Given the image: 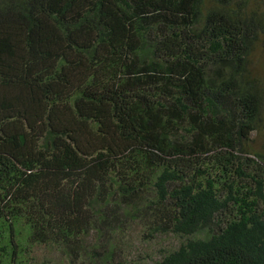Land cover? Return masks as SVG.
Returning a JSON list of instances; mask_svg holds the SVG:
<instances>
[{
  "label": "trees",
  "instance_id": "obj_1",
  "mask_svg": "<svg viewBox=\"0 0 264 264\" xmlns=\"http://www.w3.org/2000/svg\"><path fill=\"white\" fill-rule=\"evenodd\" d=\"M131 231L264 264V0H0V264H148Z\"/></svg>",
  "mask_w": 264,
  "mask_h": 264
},
{
  "label": "rangeland",
  "instance_id": "obj_2",
  "mask_svg": "<svg viewBox=\"0 0 264 264\" xmlns=\"http://www.w3.org/2000/svg\"><path fill=\"white\" fill-rule=\"evenodd\" d=\"M135 231H131L129 235L126 236V240L129 237H132V239H134V241L132 240V242H129L128 245L125 248L126 252H130L131 255L135 258L138 257V254L141 255V259L139 261H143V262H147L148 264H152L151 260H147L145 259V257L142 254V249L145 248V245H140L139 244V240L135 239ZM165 240V239H164ZM164 240H160V241H154L155 245L154 246H148V252H150L149 254H152L154 251H156L159 247L164 246ZM169 242V245L173 244V239L169 238L168 240H165ZM37 258H43V257H50V260L53 261V263H55L54 261L57 260V254H53V251L50 252L49 254L46 252V250H42V251H38L35 253ZM133 259V258H131ZM134 260V259H133Z\"/></svg>",
  "mask_w": 264,
  "mask_h": 264
}]
</instances>
